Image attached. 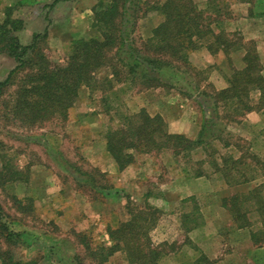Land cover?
Returning a JSON list of instances; mask_svg holds the SVG:
<instances>
[{
	"label": "rangeland",
	"instance_id": "374dc122",
	"mask_svg": "<svg viewBox=\"0 0 264 264\" xmlns=\"http://www.w3.org/2000/svg\"><path fill=\"white\" fill-rule=\"evenodd\" d=\"M160 1L163 0L120 1V11L123 14L117 19L120 23L123 19V23L120 27L121 30L119 28L115 31L118 32L117 34H122L124 40L123 42H120V39L117 40L113 51L108 54L109 62L95 73L97 81H92L90 86L81 87L79 97L69 110V117L66 120L56 117V119L52 118L32 126L14 120L7 112L4 101L11 98L9 93L15 89L16 85L8 87L0 99V153H9L11 158L13 157L14 163L21 169V174L26 180L0 185V212L13 232L6 239L0 240V248L10 249L15 257L30 260L34 264H100L101 255L95 252L97 250L95 247L100 244L96 242L92 233H83L84 229L89 228V224L84 221L87 218L85 212L87 205L84 199L102 197L97 188L109 182L108 177L102 176L98 166L89 160L91 157L88 145L90 141L92 143L96 141V151L95 147H91V153L96 154L100 148H105L108 131L125 124L126 116L143 108L151 114H155L158 109L167 111V100L169 99L174 101L171 106L174 115L177 113V108L176 111L174 108L177 106L174 104L178 103V99H184L185 104L188 105L185 112L196 116L200 121L199 124L203 123L200 137L193 141H198L205 135L204 137L210 142L205 148L207 155L201 149H196L193 146L192 149L184 150L181 157L177 155L175 161L171 158L168 159L171 162V165L169 163L168 165L177 168L192 167L193 170V167L210 170L211 159L219 158L221 165L218 164L217 168L223 173L225 158L229 163L241 160L236 162L239 165L238 169L226 172L232 174L234 182L228 183L233 184V188L224 190L225 196L221 198H226L232 206L237 207V204H234L230 199L238 195L242 210L246 208L248 211L246 218L242 217L241 221L246 219L252 223L253 229H260L262 221L255 210L257 196L254 193L257 192L259 183L263 181L260 177L264 171V146L260 141L248 138L253 136L251 133L254 129L252 121H246V125L227 121L226 116L229 114V109L223 107V102L220 101V105H222L217 107L211 99L207 100L209 104L202 108L207 110L208 116L201 119L203 116H201L200 110L197 112L198 104L192 99L185 100V96L193 98L196 84L202 87L206 85V91H209L210 94L215 93L213 86L207 82V79L204 80L206 75L211 72L210 67L203 68L205 70L189 68V65H184L181 61L170 57L167 52L155 51L156 42L146 44L155 27L153 19L155 15L160 14L151 7ZM124 3L125 7H122ZM8 6L13 7L12 17L25 18L24 22L30 23L17 32L21 42L28 43L37 26H34L29 20L26 22V20L37 8L19 0H0V23L5 17V9ZM97 36L101 38L100 34ZM45 47L50 49L49 56L55 63H66L69 49L53 52L49 39H46ZM129 48L134 49V56L128 52ZM148 55L159 59L157 65L160 66V70L152 69L153 66L149 67L141 60L138 64V57L143 59ZM167 62H171L173 67L176 65L178 69H168ZM16 63L17 61L13 57L0 54V81L6 78ZM182 70L185 71L186 80L181 79ZM145 74L148 76H143ZM129 75L135 78H130ZM153 76L159 77L160 81L158 78L152 81ZM168 79L176 82L177 87L181 86L184 89L183 91L186 93L184 97H173L178 89H172L170 82H167ZM254 102L257 101L254 100ZM173 112L171 113L173 114ZM241 116L242 114L234 115V117L242 119ZM262 124L264 125V119ZM228 125H230L229 128ZM227 143H232L234 146L228 148L222 146ZM201 159H207L208 165L203 166L198 163ZM243 162L246 164L243 165ZM2 163L0 160V168ZM90 173L95 174L94 181L88 179L87 175ZM243 176L245 178L256 177L257 179L245 183L242 181L245 179ZM263 189L258 191H263ZM53 194L54 200L52 201L58 206L62 205L63 208H67L70 201L63 198L69 195L75 198L72 202L73 206L78 204V207L74 208V214L66 217L65 221H59L61 223L59 226L54 221L56 219L54 208L49 203ZM14 196L24 199L21 207L15 202ZM76 197H79L83 202ZM110 201L113 205L116 203L113 199ZM205 202L206 199H202L201 203ZM222 202L224 203L223 200ZM134 203L127 204L128 211ZM138 203L145 206L144 202ZM186 203L193 205L194 201L188 200ZM77 214L83 215L78 216ZM230 214L234 220L238 215L237 212L235 215L231 212ZM76 216L79 219H75ZM159 217L165 221L163 213H159ZM236 221L235 223H237ZM96 222L95 220L94 223ZM75 226L81 232H76ZM104 228L103 226L102 229ZM151 232L153 231L151 230ZM163 236L159 235V241ZM227 237H229L228 234ZM238 247L241 248L240 253H246L241 258H251L244 262L261 264L253 258L255 252H251L252 246H248V243L241 242ZM164 249H167V245H164ZM105 264H116V261L110 258Z\"/></svg>",
	"mask_w": 264,
	"mask_h": 264
},
{
	"label": "trees",
	"instance_id": "16d2710c",
	"mask_svg": "<svg viewBox=\"0 0 264 264\" xmlns=\"http://www.w3.org/2000/svg\"><path fill=\"white\" fill-rule=\"evenodd\" d=\"M120 1L108 0L97 4L94 26L101 38L90 35L75 40L68 50V58L64 64L55 63L49 56L50 49L45 47L49 35L48 29L35 32L28 43H22L17 32L24 28V19L12 17L13 7H6L5 17L0 23V54L13 57L17 63L10 69L6 78L0 81V99L8 87L16 85L9 93L11 98L4 101L7 112L14 120L32 126L56 117L65 120L69 117V110L76 103L81 87L90 86L92 81H97L95 73L109 62L108 54L113 51L117 40L120 39V42L124 40L123 35L115 31L123 23V19L121 23L117 19L123 14L120 11ZM122 7H125V3ZM151 8L163 14L165 18L153 28L152 36L148 37L146 44L156 42L155 51L167 52L170 57L181 61L184 65H189V68L194 69L189 60L191 50L206 45L212 53L223 49L229 54V48L241 44L235 39L232 40L226 31V17L229 16L226 1L207 0L205 7H202L194 0H163ZM128 52L134 56L133 48H129ZM138 59V64L141 60L149 67L153 66L152 69L160 70V66L157 65L159 59L149 55ZM244 60L245 67L234 69L229 76V86L216 91L217 101L223 102V107L229 109L226 118H235L233 117L235 114L244 115L254 109L264 115V76L261 73L260 56L254 44L247 46ZM166 65L168 69L177 68L176 65L173 67L171 62H167ZM132 71L134 73V68ZM129 77L135 78L131 75ZM157 78L160 81L159 77L154 76L151 80ZM256 91L260 92V96L255 103L252 93ZM126 118L125 124L110 129L106 135L107 149L120 169L134 161L136 151L149 153L153 150L172 148L175 155H179L184 150L192 149L193 146L196 147L203 142L201 139L193 141L184 134L169 132L166 121L160 113L151 114L144 108ZM0 160L3 162L0 168V185L4 186L13 181H26L21 169L14 163L9 153L1 152ZM238 161L241 160L236 162ZM236 162L229 163L225 158L222 171L227 179L229 178V183L234 182V179L232 174L226 172L238 169L239 165ZM245 164L243 162V165ZM240 174L242 175L243 172ZM250 179L252 178L242 181L248 182ZM101 186L108 187V184ZM263 187V184L258 185L257 192L254 193L257 196L255 210L262 221L260 227L262 236L257 238L258 233L255 237L253 235L257 240L264 238ZM262 189L263 191H258ZM238 197L237 195L230 199L237 204V207L232 206L226 198L224 202L229 205L231 213L234 215L238 213L235 217L237 222L239 221V227H246L249 222L246 219L241 221V218H246L248 211L246 208L242 210ZM14 199L19 207L24 203L23 198L14 196ZM129 209L130 219L120 222L117 227L108 228L112 245L95 247L97 249L95 252L101 255L100 264H105L115 252L120 250L124 252L127 261L135 264H158L163 256L166 244L155 245L150 236L159 219L158 210L152 207L141 209L134 206ZM11 233H13L12 229L0 212V240L6 239ZM0 259L1 264H34L30 260L15 257L7 248H0ZM194 264H215V261L206 254H201Z\"/></svg>",
	"mask_w": 264,
	"mask_h": 264
},
{
	"label": "crops",
	"instance_id": "0c3cea01",
	"mask_svg": "<svg viewBox=\"0 0 264 264\" xmlns=\"http://www.w3.org/2000/svg\"><path fill=\"white\" fill-rule=\"evenodd\" d=\"M19 1L37 8L26 22L29 20L34 26H37L32 35L35 32L48 29L47 39H49L51 48L55 52L60 49H69L71 44L81 37L99 34L94 26L95 7L99 2H107L108 0ZM194 1L202 7H205L207 3V0ZM226 2L229 11L225 23L226 31L232 40L235 39L241 44L238 43L229 48V54L223 49L212 53L206 45L189 52V60L193 67L200 70L210 67L211 72L206 75L204 80L207 79V82L213 86L215 93L210 94L209 91H206V85L202 87L196 84L193 98L191 96L184 97L186 93L181 86L177 87L176 82L174 83L169 79L167 81L170 82L172 89H178L173 97L180 96L179 98L184 97L185 100L192 99L198 104L197 112L200 110V114L203 116L201 119L208 116L207 110L202 108V106L209 104L207 100L211 99L213 104H217L216 91L229 86L228 79L234 69L245 67L244 56L248 45H255L260 56L261 73L264 76V0H226ZM163 20L164 16L157 14L153 19V24L157 26ZM27 24L30 23H25V25ZM184 72L182 70L180 75L181 79L186 80L187 77L185 78ZM259 96V91L252 93V97L256 101H258ZM173 102L171 99L167 100V111L165 109L156 111L164 117L168 131L184 134L192 140L200 137L203 123L199 124L200 121L197 120L196 116L185 112L188 105L185 104L184 99H178V103L174 104L177 106H174L175 111L177 108V113L174 115L171 108ZM221 105L218 102L217 106L221 107ZM241 117L242 119L239 117L226 119L230 123L235 121V123H242L243 125H246V121H252L254 129L251 133L253 136L248 138H254L255 141H260L264 146V125L262 124L264 115L254 109L247 111ZM229 127L230 125H228ZM233 129L235 130V126ZM241 130H243L242 127ZM204 136L201 137L202 144L196 146V149H201L206 153L205 148L208 147L210 140ZM216 140L219 141L218 138ZM88 146L91 157L89 160L98 166L100 173L107 176L109 182L108 187L99 186L97 188L102 197L84 199L87 205L85 211L87 218L84 221L89 224V228L84 229L83 233H92L100 245H112L113 241L108 228L117 227L120 222L130 219L131 212L127 210L126 206L130 202H135L131 207L141 209L152 207L158 210V213H163L165 217L166 222L159 217L158 221L161 223L157 222L152 229L153 232H151L153 244L168 245L158 264H194L201 254H206L208 258L215 261V264H248L246 262L251 260L250 257L241 258L246 254L240 253L241 248L238 246L241 242L252 246L251 252H255L253 258L264 264V238L261 237L257 240L262 236L261 228L253 229L251 222L246 227H239V221L231 218L229 205L227 206L225 202H222L224 199L221 197L225 196L223 191L233 188V184H229L227 177L217 168L218 164L221 165L219 158L211 159L212 161L209 162L211 163L209 164L210 170H202L199 167H193L194 170L192 167H170L168 163L171 165V162L168 159L171 158L175 161L177 155L175 156L172 148H163L146 154L137 151L134 153V161L120 169L107 146L103 149L98 148V154L91 153V147H95L96 151V141L94 143L90 141ZM222 146L228 148L234 145L227 143ZM179 156L181 157V154ZM206 160L201 159L198 163L206 166L208 165ZM87 176L90 181L96 179L95 174L90 173ZM261 176L263 181L259 185H264V173ZM256 179V177H252L248 182ZM53 198L54 194L49 203L53 206L56 214L54 221L59 226L61 224L59 221H65L66 217L74 214V208H77L78 204L73 206L72 202L75 198L71 195L65 198L62 196L64 200L70 201L69 206L63 208L62 205L55 204L52 201ZM76 199L82 201L79 197ZM111 199L116 202L114 205L111 204ZM202 199H206V202L201 203ZM188 200H193L194 204L189 205L186 203ZM136 202H144L145 206ZM77 215L82 216L83 214ZM75 219L79 218L76 216ZM95 220L96 223H94ZM75 221L77 222V220ZM103 226L104 229H102ZM74 228L76 232H81L76 226ZM257 233L258 237L255 239ZM160 234L164 235L161 241H159ZM110 258L115 260L116 264H135L127 261L124 252L121 250L115 252ZM241 260L243 262H240Z\"/></svg>",
	"mask_w": 264,
	"mask_h": 264
}]
</instances>
